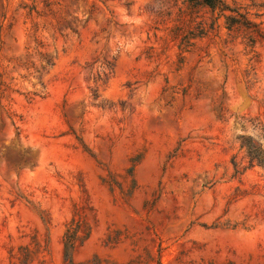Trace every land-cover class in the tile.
<instances>
[{"label":"rangeland","instance_id":"374dc122","mask_svg":"<svg viewBox=\"0 0 264 264\" xmlns=\"http://www.w3.org/2000/svg\"><path fill=\"white\" fill-rule=\"evenodd\" d=\"M224 2L0 0V264L76 223V264H264V0Z\"/></svg>","mask_w":264,"mask_h":264},{"label":"trees","instance_id":"16d2710c","mask_svg":"<svg viewBox=\"0 0 264 264\" xmlns=\"http://www.w3.org/2000/svg\"><path fill=\"white\" fill-rule=\"evenodd\" d=\"M59 0H44V7H49L53 3H58ZM203 4L216 8L220 7L221 10L229 9L224 0H200ZM32 9L35 7L32 6ZM242 130L249 134H241L240 147L244 148L247 152L250 163L264 167V146H262V139L264 138V118L260 116L243 118L241 124ZM83 228L80 223H76L74 227L67 228L64 243V262L63 264H76L72 258V250L77 241H81V234Z\"/></svg>","mask_w":264,"mask_h":264}]
</instances>
